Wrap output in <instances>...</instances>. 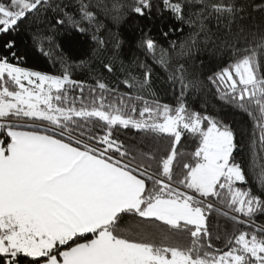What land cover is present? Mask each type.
I'll list each match as a JSON object with an SVG mask.
<instances>
[{
	"label": "snow or ice",
	"instance_id": "obj_1",
	"mask_svg": "<svg viewBox=\"0 0 264 264\" xmlns=\"http://www.w3.org/2000/svg\"><path fill=\"white\" fill-rule=\"evenodd\" d=\"M0 264H264V0H0Z\"/></svg>",
	"mask_w": 264,
	"mask_h": 264
},
{
	"label": "trees",
	"instance_id": "obj_2",
	"mask_svg": "<svg viewBox=\"0 0 264 264\" xmlns=\"http://www.w3.org/2000/svg\"><path fill=\"white\" fill-rule=\"evenodd\" d=\"M150 27H153V35H156V27L157 25L156 24H150L149 25ZM29 66H38V67H41L45 70H48V71H55L50 64H48L47 62H41L39 65H33L32 62L30 61L29 62ZM78 79H87V77L83 74H78L77 77ZM181 151L183 152H189L191 151V147H190V143H185L184 146L181 148Z\"/></svg>",
	"mask_w": 264,
	"mask_h": 264
}]
</instances>
